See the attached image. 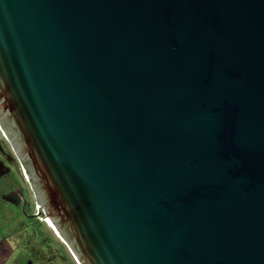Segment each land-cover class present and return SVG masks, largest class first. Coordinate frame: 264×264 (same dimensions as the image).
<instances>
[{
  "label": "water",
  "instance_id": "obj_1",
  "mask_svg": "<svg viewBox=\"0 0 264 264\" xmlns=\"http://www.w3.org/2000/svg\"><path fill=\"white\" fill-rule=\"evenodd\" d=\"M0 128L77 264H264V0H0Z\"/></svg>",
  "mask_w": 264,
  "mask_h": 264
},
{
  "label": "rangeland",
  "instance_id": "obj_2",
  "mask_svg": "<svg viewBox=\"0 0 264 264\" xmlns=\"http://www.w3.org/2000/svg\"><path fill=\"white\" fill-rule=\"evenodd\" d=\"M14 173L23 187H27L19 166L15 165ZM36 217L40 220L26 218L17 207L0 199V236L4 242H10L12 250L6 264H76L65 244L41 216Z\"/></svg>",
  "mask_w": 264,
  "mask_h": 264
},
{
  "label": "flooded vegetation",
  "instance_id": "obj_3",
  "mask_svg": "<svg viewBox=\"0 0 264 264\" xmlns=\"http://www.w3.org/2000/svg\"><path fill=\"white\" fill-rule=\"evenodd\" d=\"M15 165L19 166L23 177V167L0 128V196H2L0 199L17 207L18 211L26 218L39 221L40 219L36 216L39 215L42 217V215L37 207L35 209L37 203L34 196L33 200L31 199L33 193L28 184V180L23 178L27 184V187H23L19 177L15 176Z\"/></svg>",
  "mask_w": 264,
  "mask_h": 264
},
{
  "label": "crops",
  "instance_id": "obj_4",
  "mask_svg": "<svg viewBox=\"0 0 264 264\" xmlns=\"http://www.w3.org/2000/svg\"><path fill=\"white\" fill-rule=\"evenodd\" d=\"M11 256L10 242H4L2 236H0V264H6Z\"/></svg>",
  "mask_w": 264,
  "mask_h": 264
},
{
  "label": "bare ground",
  "instance_id": "obj_5",
  "mask_svg": "<svg viewBox=\"0 0 264 264\" xmlns=\"http://www.w3.org/2000/svg\"><path fill=\"white\" fill-rule=\"evenodd\" d=\"M6 138V137H5ZM22 166V165H21ZM23 169V168H22ZM23 172H24V169H23ZM24 174H25V172H24ZM25 178L27 179V177H26V174H25ZM28 180V179H27ZM37 208H38V210H40V207H39V205H37L36 206ZM43 219V220H42ZM41 220L42 221H45L44 223H46V225H48L52 230H53V232L56 234V236L60 239V237H59V235H58V233H57V231L55 230V228H54V226H53V224L50 222V220L46 217V216H42L41 217ZM61 240V239H60ZM62 242V241H61ZM63 243V242H62ZM69 251V250H68ZM71 254V253H70ZM72 256V255H71ZM73 257V256H72ZM73 259H74V261L76 262V260H75V258L73 257ZM76 264H77V262H76Z\"/></svg>",
  "mask_w": 264,
  "mask_h": 264
}]
</instances>
